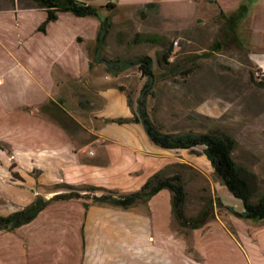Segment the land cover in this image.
Here are the masks:
<instances>
[{
  "label": "rangeland",
  "instance_id": "374dc122",
  "mask_svg": "<svg viewBox=\"0 0 264 264\" xmlns=\"http://www.w3.org/2000/svg\"><path fill=\"white\" fill-rule=\"evenodd\" d=\"M108 1L116 4V9L107 11L101 8ZM156 1L160 4L158 10L146 6H129L138 3V0H88V4L98 8L101 16H108L111 22L105 44L98 56L110 61H130L144 55L149 56L153 61L155 75L152 94L145 97L150 118L163 131L219 130L229 135L235 141L233 159L252 172L257 178L258 186L263 189L264 88L249 80V72L253 73L255 80L263 78L264 72L248 60V53L240 47L225 21L213 18L212 15L218 13L216 5H192L178 0ZM220 1L229 17L232 4H237L236 0ZM255 2L256 0L250 1L251 4ZM27 9H30L29 12L16 22L10 14H0V30L4 34L23 38L17 49L9 51L0 46V136L9 132L10 138L15 137L16 131L18 137H21L22 131L26 130L25 123H22V127L14 125V106L22 101L24 95L37 99V95L31 90L28 70L34 68L42 74L46 64L49 67L53 63L58 65L55 56L62 42L71 37L68 35L75 33L91 38L93 21L98 22L95 17L74 18L65 13L61 15L60 22L48 25L46 35H31L33 27L43 21L45 14L35 11L30 0H0V12ZM257 16L261 19L259 24L264 27V6L259 5L255 16L254 13L247 16L239 32L242 34L249 29L252 19L255 26ZM71 18L76 20L70 21ZM259 39L263 43V33ZM78 45L75 42L66 47L65 51L72 55ZM95 51V43L82 46L81 52L85 53L92 65L89 75L82 82L91 77L90 82L100 84L102 88L114 87L135 108L145 78L141 77L136 66L113 75L105 63L94 60ZM168 51L171 52L167 60L169 64H166L162 55ZM82 66L85 68L83 60ZM81 124L85 125L83 120ZM100 124L97 121V125ZM12 150L7 141L0 139V215H8L27 206L37 195L49 199L58 192L68 191L63 183H44L39 177V170L30 168L31 161L13 159ZM166 157L176 160L174 163L184 165L174 170H179L183 177L187 193L183 209L186 217L195 216L209 201L213 203L214 218L207 223L210 224L209 227L193 231L190 235V241L194 242V247L201 256L197 264H264V229L258 230L255 233L256 242L250 243L244 234V227L250 228L256 224L239 218L232 221L230 218L234 215L224 206L218 205V199L222 203L228 196L227 199H232L229 205L234 206L238 212L242 211L240 201L234 199L214 176L209 162L202 154V147L195 148L193 152L172 151ZM35 162L39 166V162ZM45 178L47 176L43 177ZM138 180L134 181L138 183ZM82 188L83 186L74 187L80 191ZM162 200L161 197L153 202L158 213L161 211ZM57 203L60 202L44 208L32 222L15 229L12 234L24 239L26 232H32L35 236L62 233L67 231L65 227L69 230L70 227L66 224L69 215H62L59 208L61 206ZM153 207L151 206L152 211ZM219 220L229 231L232 232L233 224L240 232L243 250L222 229L221 223L216 222ZM74 229L75 226L71 228L70 241L64 244V260L69 255H77V240L74 238L77 231ZM4 233L7 232L0 231V234ZM189 234L190 230L177 223V243L174 245V241H171V248L166 254L170 264H184L178 258H183L182 254L189 255L192 250L187 239ZM7 242L13 240H0V248H5L0 253V264H8L9 259L5 255L14 250ZM14 242L20 244V241ZM64 255L59 249L54 252L49 264H62Z\"/></svg>",
  "mask_w": 264,
  "mask_h": 264
},
{
  "label": "crops",
  "instance_id": "0c3cea01",
  "mask_svg": "<svg viewBox=\"0 0 264 264\" xmlns=\"http://www.w3.org/2000/svg\"><path fill=\"white\" fill-rule=\"evenodd\" d=\"M79 1L89 3L88 0ZM138 1L129 6L155 4L153 8L157 10L160 8L156 0ZM178 1L192 5L214 4L218 8V13L212 15L213 18L224 20L219 15L220 12L225 16L228 15L221 6L220 0ZM250 1L253 2V0H236L237 4H232L230 15L242 6L246 9L244 17L233 30V35L240 47L248 53V60L264 72V40L262 43L259 39L260 34L264 35V27L259 24L260 17L257 16L255 26L252 19L249 29L242 34L239 32L247 16H252L253 13L255 16L258 6H264V0H256L254 4ZM114 5L116 9V4ZM29 10H10L0 14L5 16L10 14L16 22ZM61 15L59 14L56 21L46 25L44 33L38 32L37 28L44 21V17L39 25L33 27L31 35H46L48 25L60 22ZM74 18L69 20L75 21ZM86 18L89 17L82 19ZM98 24L93 21L91 38L75 33L68 35L71 37H67L62 42L55 56L58 65L53 63L49 67L46 64L42 74L34 68L28 70L31 90L37 95V99L33 96L27 98L24 95L22 101L14 106V125L22 127V123H25L26 130L22 131L21 137H18L16 131L15 137L10 138L8 132L7 135L0 136V139L7 141L13 148L11 153L13 159L30 160V168L39 170V177L44 183H63L73 187L94 186L127 194L139 190L150 176L176 160L166 157V154L173 150H162L153 146L140 124L118 125L105 122L109 118L132 117L133 107H129L128 99L122 92L114 87L102 88L100 84H93L90 82L91 77L82 82L92 69V65L89 66L90 60L84 52H81L82 46L95 43ZM22 39L21 36L13 37L0 30V46L3 49L11 51L19 48ZM75 42L79 45L71 55L65 51V48ZM82 60L83 63L85 62V68L82 66ZM81 120L85 123L84 126ZM97 121L101 124L97 125ZM35 160L39 162L41 168ZM45 176L47 179H43ZM137 176L141 177L136 178ZM135 179H139L140 182L136 183ZM161 197L162 207L158 213L153 207V202ZM227 197L221 206L232 207L236 211L234 206L229 205L232 199ZM170 198L169 191L162 190L147 202L137 203L128 209L91 204L85 210L83 202L63 201L57 204L61 206L59 208L62 215H69L66 222L70 227L69 230L64 224L67 230L65 232L35 236L31 234L32 232H26L24 239L7 232L0 234V240L8 238L13 242L20 241V244L6 243L12 245L15 250L11 251L14 254L9 251L10 254L5 255L9 259L8 264H49L54 252L61 249L64 255V244L70 241L71 228L75 226L77 255L75 257L69 255L65 260L64 255L62 264H170L166 254L171 248V241H174V245L177 243V223L171 213ZM235 218L239 217L234 215L230 219L236 221ZM216 222L221 223L222 229L243 250L241 234L233 224L230 222L233 227L231 232L223 222L220 220ZM199 229H188L190 234L187 239L192 250L189 255L182 254L183 258H178L184 264H197L201 260L194 242L190 241V235ZM261 229H264V224L244 227V234L250 243L256 242L255 233ZM1 250L5 248H0V253Z\"/></svg>",
  "mask_w": 264,
  "mask_h": 264
},
{
  "label": "trees",
  "instance_id": "16d2710c",
  "mask_svg": "<svg viewBox=\"0 0 264 264\" xmlns=\"http://www.w3.org/2000/svg\"><path fill=\"white\" fill-rule=\"evenodd\" d=\"M36 9L45 13L44 21L38 26V32H45L48 23L58 19L59 14H71L78 18L95 17L98 19V29L95 37L96 51L94 60L97 63H105L106 68L113 75L136 66L141 77L145 78L139 96L136 100V106L133 109L131 102L128 105L132 108V117L130 118H109L106 123L122 124H140L148 141L155 147L162 150H188L193 152L197 147H202V154L209 162L214 176L227 189L232 197L238 199L243 211L238 213L232 207H225L233 215L255 224H264V188L257 184V178L247 169L237 164L233 159V150L235 141L229 135L219 130H209L205 132L185 130V131H163L149 116L145 104V97L152 94L155 84V75L153 72V61L149 56H142L130 61H110L98 56L99 51L105 44L111 22L108 16H101L98 8L86 4L79 0H30ZM146 7H154L155 4H146ZM110 11L115 5L108 1L104 7ZM245 7L242 6L237 12L229 17L219 13L224 19L225 24L233 30L238 22L245 15ZM225 16V17H224ZM170 52L162 55L163 61H167ZM166 64H169L168 61ZM91 66V65H89ZM249 80L256 86L264 88V77L255 80L253 73L249 72ZM184 165L175 163L170 164L150 176L139 190L120 194L118 192L94 187L84 186L81 191L65 184L68 191L53 195L46 199L37 195L27 206L16 210L8 215H0V231L12 232L19 227L32 222L37 215L47 206L54 202L82 200L83 207L86 210L89 205H110L128 209L137 203L147 202L150 198L162 190L169 191L171 198V213L174 219L182 228L199 229L213 219V203L209 201L195 216L186 217L184 214V205L187 200V193L183 182L182 174L179 170ZM169 172L167 173V171ZM218 201V205L221 203Z\"/></svg>",
  "mask_w": 264,
  "mask_h": 264
}]
</instances>
